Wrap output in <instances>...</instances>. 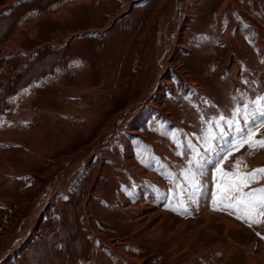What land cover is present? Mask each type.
<instances>
[{
  "label": "rangeland",
  "instance_id": "rangeland-1",
  "mask_svg": "<svg viewBox=\"0 0 264 264\" xmlns=\"http://www.w3.org/2000/svg\"><path fill=\"white\" fill-rule=\"evenodd\" d=\"M227 1L185 5L191 88L173 76L156 98L171 0H0V264H264V208L236 203L264 188L247 175L264 148L237 150L235 125L215 123L264 97V0ZM139 199L162 215L140 221Z\"/></svg>",
  "mask_w": 264,
  "mask_h": 264
},
{
  "label": "bare ground",
  "instance_id": "bare-ground-1",
  "mask_svg": "<svg viewBox=\"0 0 264 264\" xmlns=\"http://www.w3.org/2000/svg\"><path fill=\"white\" fill-rule=\"evenodd\" d=\"M171 1H172L171 8L169 7V4L166 5L167 10L169 11L168 12V17H167L168 19H167V21L165 23L166 26L163 27L162 31L160 30V27L156 29L157 32H161L160 40H159V43L157 45V47H159V52H158L159 55L157 56L158 58H157V62H156L158 70L156 72H154L155 77H156V82L154 83L153 88H152L156 98H160L161 95L164 93V91L166 89L170 88L169 87V79H171L170 77H173V76H175L177 78V80H179L180 86L183 88L184 91L187 90L188 88H191V87H188L189 86L188 85L189 84V80L187 79V77H185L182 73L179 72L178 67H177V63H176L179 54H181L180 50H182V49L186 50V47L180 44V42H181L180 41V38H181L180 35H181V29L183 27V22H182L183 14L186 11L184 7L190 0H171ZM227 2H229V0ZM222 9L220 10V13H221ZM161 39H163L162 43L160 42ZM156 64H154V66H152V67H154V69H155ZM167 64H170L172 66V68H169V70H167L166 69ZM191 86H194V85H191ZM193 91L197 95V89L193 88ZM156 105H157V109H159L158 107L160 105H158V104H156ZM161 108L163 109V107L162 106L160 107V109H159L160 111L162 110ZM139 111L140 110H138L137 112H139ZM169 120L170 119H167L166 121L169 123ZM112 121L114 122L113 119H112ZM113 122H110V123H113ZM136 123L135 122H131V124L128 125V126H131L130 127V129H131L130 132L131 133H134V134L138 133L137 130H135V128L137 127ZM132 144H135V141H132ZM128 149L124 151V155H123V159H124V161H126V163H130L132 161V155H131L132 154V149L131 150L130 149L128 150ZM82 157H80V158H82ZM146 164L149 165L147 162H146ZM138 172H140V173L142 172L143 175L145 176L144 167L141 168V170L138 171ZM52 187H53V182L48 184L45 187V189H47V190L49 189L50 190ZM45 191L46 190H44V196H45V193H46ZM139 196H140V194H139ZM139 196H137V197H139ZM41 197H42V195L39 194L38 198L41 199L40 200V203H41L40 206L42 207L45 204H43L44 202H43V199ZM37 204H38V202H37ZM155 204L156 203H154L153 201L142 202L141 199H139L136 202V205L133 206V209H134L133 210L134 211L133 214L135 216H138L140 221H142V220L145 221L148 218H150V221H154L162 213V211L160 209H158ZM38 207H39V205H38ZM40 208H38V210ZM128 209H131V208L129 206H127V210ZM38 210H35V212H31V214H32L31 217L33 218L32 219L33 221L36 219V214L38 213L37 212ZM136 214H138V215H136ZM84 215H85V217L87 218V221H88L89 220L88 219V215H87V213L85 211H84ZM149 216H152V217H149ZM89 226L91 227V225H89ZM100 237L102 238V236H100ZM19 247H20V245L18 247H16V250ZM8 254H11V252L7 253V254H3L4 256L1 255L0 256V262ZM130 260H132L130 262H134V263L136 262V260L133 259V258L132 259L130 258Z\"/></svg>",
  "mask_w": 264,
  "mask_h": 264
},
{
  "label": "snow or ice",
  "instance_id": "snow-or-ice-1",
  "mask_svg": "<svg viewBox=\"0 0 264 264\" xmlns=\"http://www.w3.org/2000/svg\"><path fill=\"white\" fill-rule=\"evenodd\" d=\"M261 101H264V97H258L255 101H253V104L255 105V108L253 110H249V105L244 104L243 107H237L235 108L230 117H226L223 114H221L218 119L215 121L217 126L220 125V122H223L226 124L229 128H233L235 125V132L239 134L240 139L236 142V144L232 145V147L236 148L238 150L239 147L243 146L244 144H249L250 147L255 148V147H261L264 148V139L260 140H253V131H252V126H254V122L256 120H259L261 123H264V104L261 103ZM243 120L244 127L248 129L247 132L244 131L243 128L240 127V120ZM227 133L223 131L221 128V133H220V138L223 139L224 136H226ZM206 143L208 142L209 139H216L215 136L209 132L206 136ZM179 146V143H178ZM189 148H192L193 151H195L193 145L191 142H189ZM210 147V145H209ZM178 155L181 153H177ZM230 154V150L229 153ZM198 155V153H197ZM227 156L222 157V159H226ZM143 162V161H142ZM191 163V161L189 162ZM199 164V162H197ZM239 162H237L238 164ZM163 167V165H161ZM190 171V170H189ZM219 171V169H218ZM261 172L264 173V169H254L252 173H249L247 175L254 176L255 173ZM245 187L247 184L244 185ZM256 193L260 194L259 199L257 200L256 198ZM243 196L245 198H248L246 200H238L236 203L238 205H241L243 207V210L245 213H250L252 205H258L261 208H264V188H259V189H254L251 190L247 193H243ZM226 207L231 208L233 207L232 204H227ZM184 211H187V208L184 209ZM239 211V208L237 209ZM261 216H264V212L258 213ZM238 219H243L245 217L237 216ZM249 219V226H251L252 223H259V221L252 220L250 215L248 216ZM259 235V233H257Z\"/></svg>",
  "mask_w": 264,
  "mask_h": 264
},
{
  "label": "crops",
  "instance_id": "crops-1",
  "mask_svg": "<svg viewBox=\"0 0 264 264\" xmlns=\"http://www.w3.org/2000/svg\"><path fill=\"white\" fill-rule=\"evenodd\" d=\"M136 110V109H135Z\"/></svg>",
  "mask_w": 264,
  "mask_h": 264
}]
</instances>
